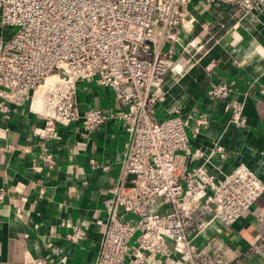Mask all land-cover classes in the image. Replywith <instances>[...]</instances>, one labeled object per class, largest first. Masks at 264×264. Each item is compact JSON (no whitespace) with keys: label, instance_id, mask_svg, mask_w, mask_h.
Masks as SVG:
<instances>
[{"label":"built area","instance_id":"2783aa9c","mask_svg":"<svg viewBox=\"0 0 264 264\" xmlns=\"http://www.w3.org/2000/svg\"><path fill=\"white\" fill-rule=\"evenodd\" d=\"M192 1L0 0V113L10 117L29 105L40 119L30 136L38 138L42 160L53 166L45 145L60 126L77 123L90 132L115 120L127 130L120 179L104 199L106 229L91 264H248L250 258L264 264V232L243 249L208 232L250 214L264 193L262 178L245 163L211 171L214 157L228 158L220 140L209 152L192 150L191 138L209 126L207 114L177 109L155 117L165 76L179 71L176 43ZM204 1L231 4L243 15L264 12V0ZM91 82L110 90L117 110L79 107L78 88ZM249 83L264 96V77ZM236 92L230 82L214 81L207 97L224 101L229 123L244 129L248 119ZM6 193L0 189V200ZM86 235L78 223L67 239L77 243ZM35 264L59 263L41 257Z\"/></svg>","mask_w":264,"mask_h":264},{"label":"crops","instance_id":"0c3cea01","mask_svg":"<svg viewBox=\"0 0 264 264\" xmlns=\"http://www.w3.org/2000/svg\"><path fill=\"white\" fill-rule=\"evenodd\" d=\"M187 11L176 43L179 71L165 76L155 117L177 109L183 115L207 114L209 126L191 138L192 150L209 152L220 140L228 158L214 157L208 163L211 171L245 163L264 181V96L249 85L264 77V12L243 15L231 4L204 0H193ZM162 45L166 49L169 43ZM214 81H228L237 89L234 97L248 119L244 129L229 123L224 101L207 97ZM77 100L82 110L119 107L110 90L95 82L80 84ZM38 123L28 104L10 117L0 113V189L7 192L0 200V264H35L41 257L59 264H91L106 229L104 199L120 179L127 130L115 120L90 132L77 123L60 126L58 136L45 145L55 158L50 166L41 158L38 138L30 136ZM203 162L202 157L194 161ZM78 223L86 226L87 235L74 243L67 234ZM219 227L221 232L211 228L209 234L236 249L258 240L264 232V193L250 214ZM248 264L260 263L250 258Z\"/></svg>","mask_w":264,"mask_h":264}]
</instances>
